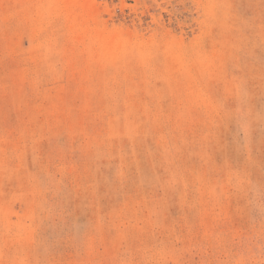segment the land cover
Wrapping results in <instances>:
<instances>
[{
  "label": "rangeland",
  "instance_id": "374dc122",
  "mask_svg": "<svg viewBox=\"0 0 264 264\" xmlns=\"http://www.w3.org/2000/svg\"><path fill=\"white\" fill-rule=\"evenodd\" d=\"M0 264H264V0H0Z\"/></svg>",
  "mask_w": 264,
  "mask_h": 264
}]
</instances>
